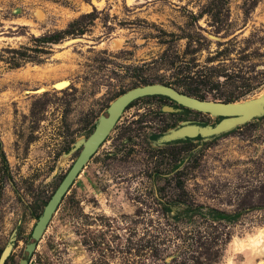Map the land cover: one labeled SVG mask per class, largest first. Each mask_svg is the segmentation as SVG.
Instances as JSON below:
<instances>
[{
  "label": "rangeland",
  "instance_id": "rangeland-1",
  "mask_svg": "<svg viewBox=\"0 0 264 264\" xmlns=\"http://www.w3.org/2000/svg\"><path fill=\"white\" fill-rule=\"evenodd\" d=\"M56 41H52V38ZM160 84L213 102L264 94V0H0V257L18 264L102 111ZM132 101L62 198L30 264H264V115Z\"/></svg>",
  "mask_w": 264,
  "mask_h": 264
},
{
  "label": "water",
  "instance_id": "water-1",
  "mask_svg": "<svg viewBox=\"0 0 264 264\" xmlns=\"http://www.w3.org/2000/svg\"><path fill=\"white\" fill-rule=\"evenodd\" d=\"M146 96L166 97L182 108L221 118L214 125L182 124L176 129L163 133L153 141L155 146L196 137H200L202 140L210 139L264 115V94L255 99L222 103L193 98L160 84L138 86L119 94L102 111L94 124L92 132L73 145L70 152L78 150V154L37 217L18 264H30L31 257L57 211L62 198L111 132L124 109L132 101ZM8 252V248L4 250L0 257V264L4 263Z\"/></svg>",
  "mask_w": 264,
  "mask_h": 264
},
{
  "label": "trees",
  "instance_id": "trees-1",
  "mask_svg": "<svg viewBox=\"0 0 264 264\" xmlns=\"http://www.w3.org/2000/svg\"><path fill=\"white\" fill-rule=\"evenodd\" d=\"M52 41L54 40V41H56L57 39L56 38H52L51 39ZM221 118H217V122L220 120ZM197 125H199V126H205V125H207V124H197ZM162 134H157V135H154L152 138H153V141H155L158 137H160ZM192 140H202L200 137H196V138H194V139H184V140H179V141H174V142H171V143H180V142H189V141H192ZM168 144H170V143H168ZM1 160H2V162H3V164H5V159H4V155L3 154H1Z\"/></svg>",
  "mask_w": 264,
  "mask_h": 264
},
{
  "label": "flooded vegetation",
  "instance_id": "flooded-vegetation-1",
  "mask_svg": "<svg viewBox=\"0 0 264 264\" xmlns=\"http://www.w3.org/2000/svg\"><path fill=\"white\" fill-rule=\"evenodd\" d=\"M153 136H154V135H152V136H151V135H149V139H150L151 137H153Z\"/></svg>",
  "mask_w": 264,
  "mask_h": 264
}]
</instances>
